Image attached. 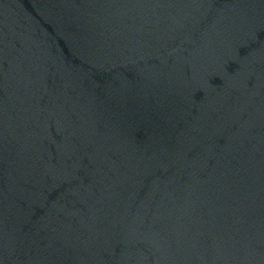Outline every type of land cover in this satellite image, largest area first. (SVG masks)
I'll return each mask as SVG.
<instances>
[{"label": "water", "instance_id": "water-1", "mask_svg": "<svg viewBox=\"0 0 264 264\" xmlns=\"http://www.w3.org/2000/svg\"><path fill=\"white\" fill-rule=\"evenodd\" d=\"M0 264H264V0H0Z\"/></svg>", "mask_w": 264, "mask_h": 264}]
</instances>
